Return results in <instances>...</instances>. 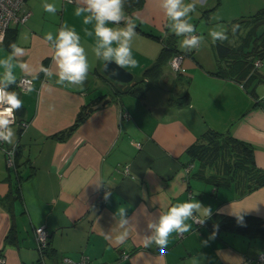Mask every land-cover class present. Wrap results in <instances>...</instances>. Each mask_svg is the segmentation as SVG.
I'll return each mask as SVG.
<instances>
[{"label": "crops", "instance_id": "crops-1", "mask_svg": "<svg viewBox=\"0 0 264 264\" xmlns=\"http://www.w3.org/2000/svg\"><path fill=\"white\" fill-rule=\"evenodd\" d=\"M45 3L56 11H44ZM183 3L195 6L183 17L195 31L177 36L162 0H123L121 21L105 26L135 22L129 44L138 66L127 68L132 82L120 84L95 54L96 21L83 23L92 13L75 15L85 0H25L28 20L9 26L0 44V60L12 57L16 78L3 82L0 67V82L23 102L8 126L11 143L4 142L15 146L14 166L0 146V264L38 259L37 225L50 234L47 264L62 253L112 264H264L257 261L264 238L219 226L216 218H264V54L245 53L264 34L253 17L264 0ZM64 25L78 34L87 58L82 84L57 83L53 57ZM211 31L226 38L213 41ZM49 32L52 40L45 39ZM191 36L199 43L183 48ZM218 43L229 49L220 53ZM12 44L23 55H13ZM175 53L183 54L178 71L169 64ZM161 54L159 75H145ZM23 75L32 78L29 88L16 85ZM190 199L210 207L211 217L202 225L185 221L192 229L171 233L163 253L154 242L144 247L154 232L149 225Z\"/></svg>", "mask_w": 264, "mask_h": 264}, {"label": "clouds", "instance_id": "clouds-1", "mask_svg": "<svg viewBox=\"0 0 264 264\" xmlns=\"http://www.w3.org/2000/svg\"><path fill=\"white\" fill-rule=\"evenodd\" d=\"M87 8H77L76 16H80L83 12H91V16H84L83 23L89 24L94 19L96 21L95 34L98 38L97 45L94 49L97 57L103 58L104 61L114 62L120 68H135L138 66V61L133 57L132 49L129 41L132 36L136 34L135 22L128 23L125 28L113 29L106 27V22L119 23L123 18L122 3L123 0H85ZM165 9L166 15L173 21V30L177 36L195 31L194 26L188 23L183 17H186L190 12L195 10L192 4L185 5L183 0H162V5ZM44 11L54 13L56 8L52 4L45 3L43 5ZM87 31V30H86ZM87 35H92L87 32ZM210 35L213 41L225 39L223 32L211 31ZM46 40H52V34H45ZM200 38L191 36L185 37L181 42L183 48H195L199 43ZM2 42V39H0ZM113 42H116L117 47H112ZM13 55H23L24 50L17 47L15 44L10 45ZM58 66V81L63 83L68 81L73 84H82L86 79L88 71L87 58L84 49L80 46V38L74 29H68L67 25L61 27L58 31L55 43V55L53 57ZM12 57L0 60V67L5 68L4 80L6 83H13L15 76L12 74ZM21 70L27 69V64L21 63ZM46 75H49L48 69H41ZM31 90V89H30ZM23 106V102L18 98L17 93L5 91V87H0V139L11 143L13 131L8 126L14 122L15 110ZM108 193H105L107 199ZM124 208H120L121 216L124 215ZM199 213V216H195ZM212 209L203 206L199 201L190 199L185 202L175 203L168 211L161 215L158 223L150 224L149 227L154 229L153 235L147 237L144 241V247H149L153 242L159 247L161 253L167 247L168 238L171 233L176 232L183 234L192 229V224L186 223L192 219L194 222H199L201 225L205 223L206 218H210ZM237 222L243 223V217L236 214ZM215 233H213V236ZM127 233L122 234L117 238L118 242H123Z\"/></svg>", "mask_w": 264, "mask_h": 264}, {"label": "built area", "instance_id": "built-area-1", "mask_svg": "<svg viewBox=\"0 0 264 264\" xmlns=\"http://www.w3.org/2000/svg\"><path fill=\"white\" fill-rule=\"evenodd\" d=\"M25 0H0V39H2L3 43L6 35V31L9 26L17 24V23H25L29 16H30V10L24 8ZM181 53H175L170 57L169 64L171 68L175 71H178L180 69L181 65V59H182ZM257 65L261 63V60H257ZM32 84V78L29 76H20L17 81L16 85L22 89L29 88ZM0 87H5V91H9V89L4 86L0 82ZM15 115V112H14ZM16 120V118H15ZM15 120L13 123H15ZM11 123V124H13ZM24 123V122H23ZM0 131H3V129H0ZM4 140L0 139V146L3 149L7 162L10 166L15 165V146H4ZM139 144V142H137ZM103 197H101L102 200ZM195 216H198L194 214ZM195 224L200 225V223L197 221ZM178 234V233H177ZM49 231L46 229L43 225H37L34 227V238L36 241V247L39 251L38 259L35 262H30L26 264H47L44 255L45 252L48 249L49 246ZM127 255L126 252H123L121 256ZM2 260V259H0ZM258 262H264V252H261L257 256ZM56 264H112V262H92L89 260V257L86 255H80L78 257L71 256L67 253H62L60 260Z\"/></svg>", "mask_w": 264, "mask_h": 264}, {"label": "trees", "instance_id": "trees-1", "mask_svg": "<svg viewBox=\"0 0 264 264\" xmlns=\"http://www.w3.org/2000/svg\"><path fill=\"white\" fill-rule=\"evenodd\" d=\"M253 17H254V22L256 25L260 23H264V11H261L253 15ZM246 37H245V41H247ZM258 39H259V42L257 44H254V46L249 51L245 52V53H250L251 57L257 54H264V34H261ZM217 47L220 53L226 52L229 49L228 46L222 43H218ZM163 60H164V55L163 54L159 55L158 58L155 60V62L152 64V66L148 68L147 70H145L144 72L145 75H148L151 77H155L154 74L159 75V73L161 72V65H162ZM81 117L82 116H79L77 118V121H79ZM210 133L214 137L219 135V133L215 131H210ZM203 145L204 144L201 143L197 145V147H203ZM216 145H217V149L221 147V144H219L218 140H216ZM241 216L243 217L242 224L237 222L236 216L224 215V216H217L216 218L219 219L218 220L219 226L221 225L222 227H225L228 229H235L249 236H260L261 238H264V218L252 216L248 214H242Z\"/></svg>", "mask_w": 264, "mask_h": 264}, {"label": "water", "instance_id": "water-1", "mask_svg": "<svg viewBox=\"0 0 264 264\" xmlns=\"http://www.w3.org/2000/svg\"><path fill=\"white\" fill-rule=\"evenodd\" d=\"M102 70L109 78L118 81L120 84L132 82V72L127 68H120L114 62L104 61Z\"/></svg>", "mask_w": 264, "mask_h": 264}, {"label": "rangeland", "instance_id": "rangeland-1", "mask_svg": "<svg viewBox=\"0 0 264 264\" xmlns=\"http://www.w3.org/2000/svg\"><path fill=\"white\" fill-rule=\"evenodd\" d=\"M247 23H251V22H247Z\"/></svg>", "mask_w": 264, "mask_h": 264}]
</instances>
